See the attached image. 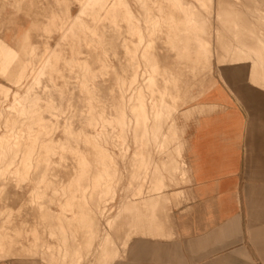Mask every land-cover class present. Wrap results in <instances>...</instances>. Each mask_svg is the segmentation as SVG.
I'll return each mask as SVG.
<instances>
[{
	"label": "rangeland",
	"instance_id": "1",
	"mask_svg": "<svg viewBox=\"0 0 264 264\" xmlns=\"http://www.w3.org/2000/svg\"><path fill=\"white\" fill-rule=\"evenodd\" d=\"M85 1L0 0V21L5 14L11 24L19 17L30 21L24 42L18 48L0 38V59L6 55V48L18 52V58L13 60L14 68L6 75L0 71V83L8 89L3 94L0 92V140L4 143L0 151V211L5 210L0 214V225L4 228L13 226L8 230L12 235L16 233L15 227L23 223L30 229L35 228L33 234L19 238L25 244L12 250L17 251L15 256H6L0 251V260L22 257L25 264H69L61 260L65 250L68 253L81 248L79 256L70 252L68 257L74 256L79 264L82 259V264H98L100 260L99 264H110L109 259L103 263V257L98 261L103 254L105 231L111 228L112 237L117 242L115 247L128 249L133 239L121 242L128 230L127 211L129 207H135L129 213L137 214L143 207L122 203L133 198L140 185L143 193L148 194L143 196H162L181 186V183L174 185L175 174V179L187 176L184 168L178 173H169L166 165H175L176 160L184 164L176 149L184 147L185 132L177 133L175 125L186 129L197 116L184 112L195 104V98L217 82L225 86L240 106H253L264 113V0H181V10L172 0H114L107 6L95 0L81 13ZM129 8L133 12L132 21L126 15ZM78 13L82 15L81 20L71 31L70 17ZM191 16L194 20H189ZM199 36L207 43L206 49L199 43ZM32 47H35L33 54L29 51ZM53 49L58 51L56 55H52ZM156 64L160 67L159 73L154 71ZM162 88L178 92L180 98L162 92ZM17 96L23 100H16ZM36 97L41 100L37 102ZM167 100L172 101L177 109L168 107ZM159 109L163 114L157 117ZM123 112L125 119L120 115ZM40 118L51 122L52 128L42 136L38 145ZM91 120L94 126L89 124ZM155 125L160 129L158 134L153 129L157 128ZM152 131L154 135L162 136L163 133L164 139L160 135L159 139L156 135L151 138ZM84 133L90 138L87 139ZM147 134H150L151 141L147 140ZM137 137H143L144 148L141 150L137 148ZM162 139L160 146L158 141L162 142ZM147 143L149 147L145 145ZM100 145L108 146L109 150L100 148ZM31 149L35 154L30 158V178L24 180L17 174V169L24 152ZM138 151H141L140 155H137ZM142 157L148 158L146 164L139 161ZM108 158L115 159L112 165H104L108 164ZM161 173L168 176L163 178L164 185L157 180ZM108 179L118 196L102 193ZM157 187L161 189L156 190ZM181 198L167 204L165 211L169 213L180 207ZM104 208L109 212H102ZM61 216L72 220H59ZM7 219H10L9 223ZM93 221L95 224L89 226ZM57 224L61 231L45 228ZM75 227L81 229L78 236H73ZM87 228L91 231L98 229L99 237H92ZM138 229V226L131 228L134 235L140 232ZM137 236L139 238L140 233ZM28 240H34L33 247ZM78 240H82L80 244ZM47 245L55 249L59 247L52 250ZM124 257L121 255L119 260Z\"/></svg>",
	"mask_w": 264,
	"mask_h": 264
},
{
	"label": "crops",
	"instance_id": "2",
	"mask_svg": "<svg viewBox=\"0 0 264 264\" xmlns=\"http://www.w3.org/2000/svg\"><path fill=\"white\" fill-rule=\"evenodd\" d=\"M7 17L5 14L0 21V38L18 48L30 21L19 17L11 24ZM161 91L180 97L170 88ZM169 101L168 107L177 109ZM184 112L197 114L186 129H179L175 123L177 133L185 132L184 147L176 149L184 164L176 160L175 165L168 163L166 168L175 173L184 168L187 176L177 178L181 186L158 195L160 198L133 197L122 203L143 207L137 214L129 213L135 207L127 211L128 230L121 242L133 240L127 257L116 264H264V113L253 106H240L217 82ZM162 176L168 178L163 173ZM181 196L180 207L166 212L167 204ZM60 219L72 220L63 216ZM135 226L139 228V238V233L135 231L134 235L131 230ZM45 228L60 230L58 224ZM74 229L73 236H78L80 227ZM31 230L33 234L34 226ZM95 231L97 237L98 229ZM33 243L34 240L31 246ZM47 246L52 250L59 247ZM0 264L25 262L10 258L0 260Z\"/></svg>",
	"mask_w": 264,
	"mask_h": 264
},
{
	"label": "bare ground",
	"instance_id": "3",
	"mask_svg": "<svg viewBox=\"0 0 264 264\" xmlns=\"http://www.w3.org/2000/svg\"><path fill=\"white\" fill-rule=\"evenodd\" d=\"M95 0H86L85 1V3H83V5H82V7H83V10H81V13H84V10L87 8V7H89V6H91V4H92V2H94ZM114 0H99V2H101L102 4H103V6H107V5H111V3L113 2ZM120 2L121 0H117V2ZM134 1V0H133ZM141 1V0H140ZM140 1H138V3L140 2ZM173 1V3L175 4V6H177L178 8H179V10H181L182 8H181V6H183V3H182V1L181 0H172ZM207 1V0H206ZM227 1V0H226ZM248 1V0H247ZM251 1V0H250ZM203 2V1H202ZM210 2V1H209ZM213 2V1H212ZM222 2V1H221ZM251 2H253V1H251ZM136 3V2H135ZM141 3V2H140ZM187 3V2H186ZM229 3H231V2H229ZM228 3V4H229ZM258 3V2H257ZM185 4V3H184ZM249 4V3H248ZM253 4V3H252ZM113 5H115V7L117 6L116 5V2L115 3H113ZM129 5V4H128ZM199 5V4H198ZM201 5H202V3H201ZM216 5V4H215ZM215 5H214V7H215ZM219 5V4H218ZM217 5V6H218ZM231 5V4H230ZM74 6V5H73ZM143 6V5H142ZM141 6V7H142ZM189 5H187V7H188ZM226 6H227V4H226ZM229 6V5H228ZM235 6V5H234ZM129 7H130V5H129ZM195 7V5L192 7V8H194ZM214 7H212V8H214ZM219 7V6H218ZM233 7V6H232ZM223 8V7H222ZM225 8V7H224ZM236 9H238L237 7H235ZM253 8H254V6H253ZM262 8V7H261ZM199 10V9H198ZM250 10H251V8H250ZM127 12H126V15L129 17V21H132V16H133V12H132V10L129 8V9H127L126 10ZM141 11H142V9H141ZM144 11V10H143ZM207 11V10H206ZM215 11H216V9H215ZM220 11V10H219ZM236 11V10H235ZM249 11V10H248ZM261 11V10H260ZM190 12L192 13V9L190 10ZM231 12V11H230ZM255 12V11H254ZM153 13V12H152ZM196 14H199V13H197V12H195ZM202 13V12H201ZM200 13V14H201ZM229 13V12H228ZM234 13V12H233ZM236 13V12H235ZM262 13V12H261ZM79 14V13H78ZM138 14V13H137ZM144 14V13H143ZM199 14V15H200ZM215 14V13H214ZM246 14V13H245ZM104 15V14H103ZM199 15L197 16V17H199ZM229 15V14H228ZM248 15V14H247ZM254 15V14H253ZM170 16V15H169ZM203 16V15H202ZM236 16V15H235ZM263 16V15H262ZM81 17H82V15H73L72 17H70L71 19H72V21H71V23H72V25L70 26V30L72 31L73 30V27H74V24L75 23H79L80 22V20H81ZM141 17V16H140ZM216 17V16H215ZM249 17V16H248ZM134 18V17H133ZM136 18V17H135ZM173 17H171V19H172ZM202 17H200V19H201ZM230 18V17H229ZM240 18V17H239ZM205 19V18H204ZM204 19H202L201 20V22L204 20ZM221 19V18H220ZM244 19V18H243ZM262 19V18H261ZM189 20H194V18H192V16H191V18L189 19ZM249 20V19H248ZM254 20V19H253ZM138 21H140V20H138ZM197 21H200V20H197ZM197 21H195V23L197 22ZM214 21V20H213ZM225 21V20H224ZM251 21V20H250ZM141 22V21H140ZM149 22V21H148ZM200 22V23H201ZM210 22V21H209ZM222 22V21H221ZM254 22V21H253ZM259 22V21H258ZM260 22H261V20H260ZM190 23V22H189ZM198 23V22H197ZM199 23V24H200ZM204 23V22H203ZM202 23V24H203ZM224 23V22H223ZM234 23V22H233ZM241 23V22H240ZM239 23V20H238V24H240ZM263 23V22H262ZM141 24V23H140ZM153 24V23H152ZM206 24V23H205ZM260 24V23H259ZM204 25V24H203ZM203 25H202V28H204L203 27ZM241 25V24H240ZM243 25H245V27H246V24H243ZM141 26V25H140ZM199 26V25H198ZM206 26V25H205ZM220 26V25H219ZM254 26V25H253ZM242 27H244V26H242ZM251 27V26H250ZM262 27H263V25H262ZM206 28V27H205ZM235 28V27H234ZM253 28V27H252ZM244 29V28H243ZM243 29H242V31H243ZM246 29H247V27H246ZM256 29V28H255ZM226 30H228V28L226 29ZM235 30H237V29H235ZM247 30H249V29H247ZM143 30H141V32H142ZM239 31V30H238ZM252 31V30H251ZM229 32V31H228ZM233 32V31H232ZM253 33L254 32H256V30H254V31H252ZM251 32V33H252ZM139 33H140V31H139ZM217 33H220L218 30H217ZM239 33V32H238ZM247 33V32H246ZM248 33L250 34V31H248ZM257 33H260V32H257ZM263 33V32H262ZM65 34V33H64ZM150 34V33H149ZM235 34V33H234ZM67 35V33L65 34V36ZM220 37L222 36V35H220V34H218ZM230 35H232V34H230ZM236 35H237V33H236ZM254 35V34H253ZM257 35V34H256ZM142 36H143V34H142ZM148 36V35H147ZM219 36H218V38H219ZM233 36V35H232ZM249 36V35H248ZM258 36H259V34H258ZM258 36H257V39H258ZM261 36V35H260ZM200 37V39H199V41H201V42H199V43H201V46L203 47V48H205L206 49V47H207V43L204 41V39H202L201 38V36H199ZM215 37V36H214ZM238 37V36H237ZM222 38V37H221ZM252 38V37H251ZM260 38V37H259ZM216 39V38H215ZM236 39V38H235ZM245 39H247V38H245ZM261 39V38H260ZM218 40V39H217ZM234 40V39H233ZM250 40V39H249ZM264 40V39H263ZM227 41V40H226ZM237 41V40H236ZM246 41H248V40H246ZM24 42V41H23ZM261 42V41H260ZM259 42V43H260ZM219 43H221V42H219ZM235 43V42H234ZM147 44V43H146ZM240 43H238V45H239ZM261 44V43H260ZM216 45V44H215ZM226 45V44H225ZM33 46V45H32ZM262 46V45H261ZM264 46V45H263ZM263 46H262V48H263ZM219 47H221V46H219ZM223 47V46H222ZM232 47H233V45H232ZM236 47V46H235ZM243 47V46H242ZM51 48V47H50ZM237 48V47H236ZM143 50V49H142ZM222 50H224V49H222ZM227 50H228V48H227ZM22 51H24V50H22ZM32 54L34 53V51H35V47H32L30 50H29ZM203 51H205V50H203ZM221 51V50H220ZM226 51V50H225ZM224 51V52H225ZM58 51L57 50H54L53 49V51H52V55H56V53H57ZM143 52V51H142ZM229 52H231V51H229ZM242 52V51H241ZM206 53V52H205ZM25 54V53H24ZM29 54V53H28ZM147 54V53H146ZM203 54H204V52H203ZM218 54V53H217ZM18 56V52L16 51V50H14V49H12V48H6V55L4 56V58L3 59H0L1 60V68H0V71H1V74H5L6 75V73L9 71V70H11L12 68H14L13 67V60L15 59V58H18L17 57ZM148 56H150V55H148ZM232 56V55H231ZM230 56V57H231ZM202 57V56H201ZM228 57V56H227ZM204 58V57H203ZM229 58V57H228ZM147 59H149V58H147ZM153 59V58H152ZM180 59H182V58H180ZM202 59V58H201ZM225 59V58H224ZM257 59V58H256ZM260 59V58H259ZM258 59V60H259ZM22 60V59H21ZM233 60V59H232ZM253 60V59H252ZM264 60V59H263ZM230 61V60H229ZM251 61V60H250ZM254 61V60H253ZM24 61H22V63H23ZM148 62V61H147ZM181 62H182V60H181ZM259 62V61H258ZM32 63V62H31ZM257 63V62H256ZM250 64H253V63H250ZM264 64V63H263ZM182 65V64H181ZM217 65V64H216ZM256 66V65H255ZM257 66H258V64H257ZM18 67V66H17ZM21 68V67H20ZM144 68H146V66L144 67ZM218 68V67H217ZM254 68V67H253ZM256 68V67H255ZM261 68H263V67H261ZM43 70V69H42ZM41 70V71H42ZM159 70H160V67L158 66V64H156V66L154 67V71L156 72V73H159ZM204 70V69H203ZM255 70V69H254ZM220 71V70H219ZM15 72V71H14ZM170 72V71H169ZM82 73H84V72H82ZM8 74V73H7ZM40 74V73H39ZM233 74V73H232ZM18 75V74H17ZM21 75V74H20ZM233 76V75H232ZM5 77V76H4ZM17 78V77H16ZM15 78V79H16ZM24 78V77H23ZM143 78V77H142ZM250 79V78H249ZM19 81V80H18ZM255 82H257V81H255ZM254 82V83H255ZM16 83V82H15ZM251 83V82H250ZM19 85H20V83H19ZM31 85V84H30ZM121 85V84H120ZM136 85H138L137 83H136ZM255 85V84H254ZM256 85H257V83H256ZM147 86V85H146ZM138 87H140V86H138ZM138 87H136V88H138ZM145 87V86H144ZM122 88V87H121ZM143 89V88H142ZM6 90L8 91V89H7V87L6 86H4L2 83H0V92H1V94H3V93H5L6 92ZM138 90V89H137ZM144 90V89H143ZM259 90V89H258ZM263 90V89H262ZM144 92V91H143ZM142 92V93H143ZM13 93V92H12ZM135 94L137 93V91H135L134 92ZM258 93V92H257ZM264 93V92H263ZM16 95H17V93H16ZM138 95V94H137ZM137 95H135V96H137ZM143 95H144V93H143ZM263 95V94H262ZM10 96V95H9ZM132 96V95H131ZM145 96V95H144ZM180 96V95H179ZM264 96V95H263ZM26 97V96H25ZM24 97V98H25ZM146 98V97H145ZM178 98H180V97H178ZM136 99V98H135ZM222 99V98H221ZM16 100H23V97H20V96H17V98H16ZM35 100V99H34ZM41 99H40V97H36V101L38 102V101H40ZM132 100V99H131ZM174 101V100H173ZM170 102V101H169ZM20 103V102H19ZM63 103V102H62ZM173 103V102H172ZM181 103V102H180ZM139 103H137V105H138ZM135 105V104H134ZM133 107V106H132ZM136 109H137V111H138V107H136ZM165 110V109H164ZM129 112V111H128ZM195 112V111H194ZM130 113V112H129ZM175 113V112H174ZM208 113V112H207ZM125 113L123 112L122 114H120L121 115V117H123V119H125L124 117H125V115H124ZM126 114H127V112H126ZM131 114V113H130ZM153 114H155V113H153ZM163 114V112H162V110L161 109H159V111H157V114H156V116L157 117H160L161 115ZM167 114V113H166ZM137 115V114H136ZM151 116V115H150ZM155 116V117H156ZM167 116V115H166ZM127 117V116H126ZM128 118V117H127ZM126 118V119H127ZM150 118V117H149ZM162 119H163V116L161 117ZM19 119H20V117H19ZM153 119H154V117H153ZM167 119V118H166ZM137 120V119H136ZM156 120V119H155ZM154 120V121H155ZM127 121V120H126ZM129 121V120H128ZM140 121V120H139ZM153 121V122H154ZM165 121V120H164ZM93 122V123H92ZM151 122V121H150ZM159 122H161V121H158V123ZM38 125H39V136L37 137V143H38V145H39V143H40V140L42 139V136L44 135V134H46L51 128H52V124H51V122H49V121H47V120H45V119H43V118H40L39 120H38ZM149 123V122H148ZM157 123V124H158ZM90 125H92V126H94V121L93 120H91V122L89 123ZM127 125V124H126ZM159 125V124H158ZM158 125H155L156 127L158 126ZM165 125V124H164ZM163 125V126H164ZM146 125H144V127H145ZM155 126H153V127H155ZM161 126H162V122H161ZM166 126V125H165ZM120 127V126H119ZM131 127V126H130ZM138 127V126H137ZM143 127V128H144ZM170 127H171V125H170ZM170 127H168V128H170ZM175 127H176V125H175ZM129 128V127H128ZM143 128H142V131H141V133L144 131L143 130ZM146 128V127H145ZM144 128V129H145ZM124 129V128H123ZM138 129V128H137ZM153 129H156V133L158 132V131H160V129H158V127L157 128H153ZM162 129V128H161ZM166 129V127L165 128H163V130H165ZM125 130V129H124ZM123 130V131H124ZM129 130V129H128ZM146 130V129H145ZM149 130H151V129H149ZM148 130V131H149ZM162 130V131H163ZM154 132H155V130H153ZM153 131H152V134H151V138H152V136L154 135V133H153ZM129 132H130V130H129ZM126 133V132H125ZM128 133V132H127ZM139 133V132H138ZM150 133V132H149ZM163 133H164V131H163ZM163 133H161L162 134V136H161V138H163L164 139V137H163V135L165 134H163ZM158 134V133H157ZM128 135V134H127ZM129 135H130V133H129ZM133 135H134V133H133ZM143 135V134H142ZM156 135V134H155ZM154 135V136H155ZM159 135H156L157 136V138L159 139L160 138V136ZM84 136H86V138L87 139H89L90 138V136L89 135H87L86 133H84ZM122 136H125V135H122ZM136 136H137V134H136ZM139 136V135H138ZM153 136V137H154ZM159 136V137H158ZM165 136H167L166 134H165ZM147 138L148 137H150V134H147V136H146ZM167 138V137H166ZM95 139H97V136L95 137ZM137 139L139 140V141H137V148L138 149H143L144 148V145H143V137L141 138H139V137H137ZM141 139V140H140ZM155 139H156V137H155ZM163 139H162V142H160L161 141V139H160V141H158V140H154L155 142L156 141H158L159 143H158V145H160V143H163ZM181 139V138H180ZM123 140H125V142H126V137H125V139H124V137H123ZM145 140H146V138H145ZM147 140H150L149 138L147 139ZM166 140V139H165ZM39 141V142H38ZM42 141V140H41ZM44 141H45V139H44ZM151 141V140H150ZM150 141H149V143H150ZM45 142H47V141H45ZM147 142V141H146ZM52 143V141L50 142V143H48V144H51ZM3 142L0 140V151H1V149H2V147H3ZM48 144H46L45 146H47ZM154 144V143H153ZM157 144V143H156ZM115 145H117V144H115ZM145 145H147L148 146V143L147 144H145ZM158 145H156L157 147H158ZM166 144H164V146H165ZM178 145V144H177ZM118 146V145H117ZM161 146V145H160ZM96 147L98 148V145L96 144ZM149 147V146H148ZM100 148H106V149H104V150H106V151H108L109 149H107L108 148V146L107 147H102L101 145H100ZM127 148V147H126ZM166 148V147H165ZM178 148H179V146H178ZM181 148H182V146H181ZM5 149V148H4ZM13 149V148H12ZM131 149V148H130ZM136 149V148H135ZM145 149H146V147H145ZM148 149V148H147ZM146 149V150H147ZM150 149V148H149ZM152 149V148H151ZM157 149V148H156ZM167 149L169 150V148L167 147ZM145 150V151H146ZM142 151H144V150H142ZM151 151V150H150ZM161 150L159 149V152H160ZM178 151V150H177ZM147 152V151H146ZM145 152V153H146ZM162 152V151H161ZM179 152V151H178ZM140 153H141V151H138V154L137 155H140ZM22 154H23V152H22ZM35 154V151H32V149L31 150H26L25 152H24V155H23V158L22 159H20V163H19V168L17 169V174L18 175H20V176H22L23 177V179L24 180H27V179H29L30 178V158L33 156ZM147 154V153H146ZM36 155H37V153H36ZM146 156H148V155H146ZM150 156H152V155H150ZM153 157V156H152ZM150 158V157H149ZM140 160V162L142 163V164H144L145 162H146V160L148 159H145V158H139ZM152 159H154V158H152ZM159 159H160V157H159ZM108 160H109V162H108V164H104V165H112L113 163H114V158H108ZM107 160V161H108ZM161 160V159H160ZM168 161V160H167ZM84 162L86 163L87 162V159L85 158V160H84ZM132 162V161H131ZM137 162V161H136ZM175 162V161H174ZM177 162V161H176ZM13 163H15V162H13ZM156 163V162H155ZM146 164V163H145ZM176 164V163H175ZM178 164V163H177ZM102 165V164H101ZM44 166V165H43ZM167 166H168V164H167ZM175 167V166H174ZM41 168V167H40ZM110 168V167H109ZM158 168V167H157ZM168 168V167H167ZM170 168V167H169ZM43 169V168H42ZM105 169V168H104ZM44 170V169H43ZM106 170V169H105ZM111 170V169H110ZM109 170V171H110ZM160 170V169H159ZM170 170V169H169ZM39 171V170H38ZM174 172H176V170H173ZM186 171V170H185ZM106 173H108L107 172V170L105 171ZM154 173H155V171H153ZM110 173L111 172H109V176H110ZM122 173V172H121ZM159 173V172H158ZM170 173V172H169ZM187 173V172H186ZM153 174V173H152ZM155 174H157V173H155ZM121 175V174H120ZM143 175V174H142ZM154 175V174H153ZM158 175V174H157ZM112 176H113V174H112ZM137 176V175H136ZM121 177V176H120ZM156 178V177H155ZM157 180L159 181V184H163L164 185V183H163V176H162V173H161V175L159 174V177L157 176ZM37 179H38V177H37ZM40 180V179H39ZM102 180V179H101ZM104 180V179H103ZM168 180V179H167ZM176 180V179H175ZM107 181V183H106V185H105V187L103 188V191H102V193H105V194H108V193H112V194H115V195H117L118 196V194H117V191L113 188V186H112V184H111V180L110 179H108V180H106ZM121 181V180H120ZM170 181V180H169ZM166 185H167V183H165ZM191 184V183H190ZM119 185V184H118ZM139 185V184H138ZM175 186H177V185H180L179 183H175L174 184ZM98 187V186H97ZM139 188L136 190V192L134 193V197L135 198H141V196H143V195H145V194H147V192L146 193H143V189L141 188L142 186L140 185V186H138ZM165 187H167V186H165ZM168 187H170V186H168ZM159 189H161V188H158L157 187V189L156 190H159ZM105 190V191H104ZM113 190H114V192H113ZM123 190V189H122ZM112 191V192H111ZM116 191V192H115ZM170 192H172V191H170ZM165 193H168V192H165ZM96 194V193H95ZM121 195H122V193H121ZM125 195V194H124ZM148 195V194H147ZM165 195V194H164ZM85 196H86V194H85ZM84 196V197H85ZM104 195H102V197H103ZM160 196V195H159ZM159 196H156V197H158V198H160ZM113 197H115V196H113ZM112 197V198H113ZM152 197H154V196H151V198L150 197H148V199L150 198V199H153ZM155 197V198H156ZM126 199H128V198H126ZM99 200V199H98ZM143 200V199H142ZM146 200V199H145ZM92 202V201H91ZM100 206V205H99ZM95 207V206H94ZM8 208V207H7ZM87 207H85L84 209L85 210H87L86 209ZM99 208V207H98ZM82 211H83V209H81ZM81 210H80V212H81ZM97 210V209H96ZM90 211V210H89ZM90 212H92V211H90ZM102 212H104V213H107V212H109L108 211V209H106V208H104L103 210H102ZM5 213V210H2V211H0V214L2 215V214H4ZM95 213V212H94ZM85 214H86V211H85ZM92 214V213H91ZM90 215V214H89ZM94 215H96V213L94 214ZM91 217V216H90ZM89 217V218H90ZM93 217V216H92ZM91 219V218H90ZM92 219H95L94 217L92 218ZM96 219H98V218H96ZM8 220V223L10 222V219H7ZM99 220V219H98ZM92 221V220H91ZM95 221V220H94ZM93 221V222H94ZM86 222V221H85ZM93 222H91L90 224H89V226H92L93 224H95V222L93 223ZM96 223H97V220H96ZM107 224V226L110 224V222H108V223H106ZM27 224L26 223H23V225L22 226H19V227H15V228H17V230H16V233H15V235H12L11 233H9V229L11 228H13V226H10V227H8V228H4L5 226L3 225V226H1L0 225V251H3L4 252V254L6 255V256H15L16 255V252H13L12 250H14V248H15V246L16 245H22V244H25V242L24 241H20L19 240V238L21 237V236H23V235H25V234H31L32 233V230L30 229V228H28L27 226H26ZM67 225V224H66ZM96 225H98V224H96ZM94 227H95V225H94ZM97 228V227H96ZM95 228V229H96ZM93 229V228H92ZM108 229V228H107ZM34 230H35V228H34ZM67 230V229H66ZM87 230H89L88 228H87ZM68 231V230H67ZM90 232H92V237H93V231H91V229L89 230ZM100 231V230H99ZM104 231V230H103ZM86 232V231H85ZM96 233H97V231H95ZM62 233V232H61ZM89 233V232H88ZM88 233H87V235L86 236H88ZM89 234H91V233H89ZM100 234V233H99ZM96 236V235H95ZM65 238H66V236H64ZM63 237V238H64ZM90 238H91V236H89ZM98 237H99V235H98ZM104 244H103V248H101V251L103 252V254H101V258H98V261H99V259H102V257H103V263H105L108 259L110 260V264H116L118 261H119V258L121 257V255L122 256H126V253H127V249H125L124 250V248H123V250H122V247L123 246H116L115 247V245L117 244V242L115 241V238L113 239V237H112V230H111V228H109V231H105V236H104ZM86 239L87 238H85V241H86ZM99 239V238H98ZM68 240V239H67ZM97 240V239H96ZM95 240V241H96ZM29 241V244H31V240H28ZM66 242V241H65ZM76 242V241H75ZM92 238H91V241H90V244H92ZM40 243V242H39ZM84 243V242H83ZM96 243V242H95ZM76 244H77V242H76ZM82 245V244H81ZM111 245H113V246H111ZM40 246V245H39ZM88 246V245H87ZM102 245H100V247H101ZM112 248H111V247ZM33 247V246H32ZM77 247V246H76ZM91 247V246H90ZM30 248V247H29ZM66 248V247H65ZM92 248V247H91ZM84 249V248H83ZM83 249H82V251H83ZM86 249H87V247H86ZM90 249V248H89ZM92 250V249H91ZM90 250V251H91ZM36 251V250H35ZM34 251V252H35ZM59 251H61V250H59ZM73 251V252H72ZM72 251L70 250L68 253H70V254H75V256H79L80 255V251H81V248H76V249H72ZM122 251L124 252V253H122ZM62 252V251H61ZM67 253V251L65 250V256H62V258H61V260H62V262H66V263H69V264H79V262H75V260H76V258L74 257V256H72V257H68V255H70V254H68ZM64 254V253H63ZM83 254V253H82ZM88 255H89V252H88ZM103 255V256H102ZM20 257V256H19ZM37 257V256H36ZM89 257V256H88ZM100 257V256H99ZM127 257V256H126ZM22 258V257H21ZM34 258V257H33ZM86 258H87V256H86ZM27 259V258H26ZM49 260V259H48ZM67 260V261H66ZM69 261H71V262H69ZM74 261V262H73ZM77 261V260H76ZM105 261V262H104ZM82 263H84V260L82 259V261H81ZM100 262H101V260H100ZM99 262V263H100ZM109 262V261H108ZM47 263V262H46ZM82 263H80V264H82ZM98 263V264H99ZM62 264V263H61Z\"/></svg>",
	"mask_w": 264,
	"mask_h": 264
}]
</instances>
